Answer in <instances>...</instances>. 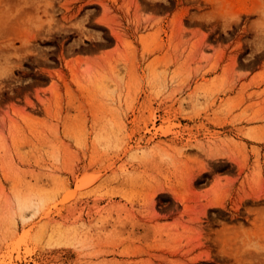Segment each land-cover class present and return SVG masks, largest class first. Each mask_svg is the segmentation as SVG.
I'll return each instance as SVG.
<instances>
[{
  "label": "rangeland",
  "instance_id": "374dc122",
  "mask_svg": "<svg viewBox=\"0 0 264 264\" xmlns=\"http://www.w3.org/2000/svg\"><path fill=\"white\" fill-rule=\"evenodd\" d=\"M0 264H264V0H0Z\"/></svg>",
  "mask_w": 264,
  "mask_h": 264
},
{
  "label": "bare ground",
  "instance_id": "6f19581e",
  "mask_svg": "<svg viewBox=\"0 0 264 264\" xmlns=\"http://www.w3.org/2000/svg\"><path fill=\"white\" fill-rule=\"evenodd\" d=\"M181 153H183V152H181Z\"/></svg>",
  "mask_w": 264,
  "mask_h": 264
}]
</instances>
